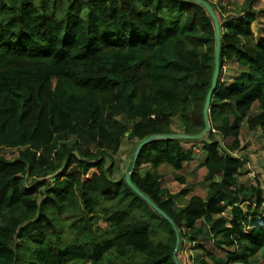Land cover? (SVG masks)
<instances>
[{"label":"trees","instance_id":"16d2710c","mask_svg":"<svg viewBox=\"0 0 264 264\" xmlns=\"http://www.w3.org/2000/svg\"><path fill=\"white\" fill-rule=\"evenodd\" d=\"M206 1L222 33L211 130L147 144L131 175L175 231L115 156L205 129L216 39L204 6L0 0V264H176L177 233L180 264H264V189L235 155L244 127L264 137V10L244 0L224 16Z\"/></svg>","mask_w":264,"mask_h":264},{"label":"rangeland","instance_id":"374dc122","mask_svg":"<svg viewBox=\"0 0 264 264\" xmlns=\"http://www.w3.org/2000/svg\"><path fill=\"white\" fill-rule=\"evenodd\" d=\"M219 5L225 6V10L223 11L224 16L234 15L236 12L240 11L242 8V4L244 0H215ZM256 9L264 10V0H260L256 5ZM264 27V12L258 17V23L253 25V30L255 32L256 38L258 39L263 34ZM226 77L231 75L229 70H225ZM242 145L245 149L235 153L236 156L242 158L246 161V171L247 176L243 177L244 181L248 179L252 180L251 183H259L264 189V137L261 130L250 132L244 127V133L242 138ZM135 144L129 141H125L121 151L115 156V160L119 166V176L125 175V172L131 167V160L133 154L135 153ZM15 152L10 150L5 151L4 156L8 159L13 158ZM196 158L201 162L204 160V156L199 153L196 154ZM171 184L168 183L167 186ZM172 192L177 193L180 190V187L177 185H171ZM199 192V191H198ZM189 253L190 252H185ZM260 262H264V257H259ZM184 264H191L186 258Z\"/></svg>","mask_w":264,"mask_h":264},{"label":"water","instance_id":"95a60500","mask_svg":"<svg viewBox=\"0 0 264 264\" xmlns=\"http://www.w3.org/2000/svg\"><path fill=\"white\" fill-rule=\"evenodd\" d=\"M195 1L207 10L209 15L211 16L214 26H215V39H216V48H215V68H214V74L212 78V86L208 93L206 104H205V110H204V120H205V129L197 134V135H188V134H181V133H175V134H156L151 135L141 141L136 148V151L134 153V159L132 166L125 172V181L127 185L135 192L140 198H142L144 201H146L158 214H160L162 217H164L169 223L174 227L175 231H177L174 221L162 210L160 207L146 194H144L133 182L131 179V175L133 173V170L135 168V164L137 161V158L140 155L141 150L144 146L147 144L156 141V140H200L202 139L208 132L211 130V121L209 119L210 117V103L211 98L216 90L217 82H218V76H219V69H220V53H221V40H222V33H221V26H220V20L218 18V15L214 11L211 4L206 0H191ZM180 246V237L177 233V243L176 248L174 251V260L176 264H180L177 258L178 249Z\"/></svg>","mask_w":264,"mask_h":264}]
</instances>
